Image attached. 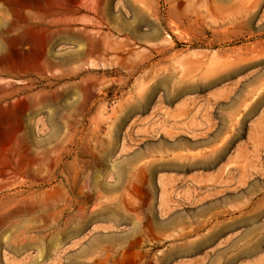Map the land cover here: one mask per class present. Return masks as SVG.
<instances>
[{
    "label": "rangeland",
    "instance_id": "1",
    "mask_svg": "<svg viewBox=\"0 0 264 264\" xmlns=\"http://www.w3.org/2000/svg\"><path fill=\"white\" fill-rule=\"evenodd\" d=\"M169 256L264 264V0H0V264Z\"/></svg>",
    "mask_w": 264,
    "mask_h": 264
},
{
    "label": "crops",
    "instance_id": "2",
    "mask_svg": "<svg viewBox=\"0 0 264 264\" xmlns=\"http://www.w3.org/2000/svg\"><path fill=\"white\" fill-rule=\"evenodd\" d=\"M125 148H126L125 142L122 141V143H120V146L118 147V150L117 151H116V147L115 146L113 147V151H112V154L111 155L115 156L119 152V150L125 149ZM124 151L127 152V154H123V157L125 159L124 161L126 163H128V164L131 163L132 161L139 160V158H141V157H148V156H146V153L144 151H140V150H136L135 152H128L127 150H124ZM91 156L93 158H100V157H103L104 155H103V151H102V149L100 147H97V148H94L93 147L92 148V152H91ZM131 175L132 174L130 172H128V173H125L124 176H123L124 188L125 189H127V188L130 189L131 188V183L130 182L132 180H135V176L136 175L134 176V178ZM123 196L124 197H130V195L129 194H126V192L123 194ZM128 201H129L128 204L124 203V207L125 208L122 209V211L124 212V214L139 213L140 210L137 209V208H133L132 207L133 204L130 202V200H128ZM198 212L199 211H197V214H198ZM125 218H128V217H125ZM172 219L173 218H171L170 222H172ZM181 220H182V217H181ZM165 223L167 224L168 223V220H165ZM195 225H196L197 229H198V227H203V221L202 222L199 221V217H197V219L195 221ZM130 227L134 228L135 226H130ZM124 237H128V236L125 235ZM148 241L149 240H147L146 243ZM125 243L141 244V243H145V242L142 241V240H140V239H137V240H132V241L131 240H127ZM165 256H167V255L165 254ZM169 260H170V263L169 264H171V256H169Z\"/></svg>",
    "mask_w": 264,
    "mask_h": 264
},
{
    "label": "bare ground",
    "instance_id": "3",
    "mask_svg": "<svg viewBox=\"0 0 264 264\" xmlns=\"http://www.w3.org/2000/svg\"><path fill=\"white\" fill-rule=\"evenodd\" d=\"M255 4H256V3H250L248 6H244V9L250 11V10H252V8L255 6ZM93 46H94V45H93ZM94 47H96V46H94ZM92 48H93V47H92ZM97 49H98V47H97ZM193 70L195 71V69H193ZM5 71H6V70H5ZM191 71H192V70H191ZM183 78L186 79V77H183ZM181 80H183V79H181ZM186 80H187V79H186ZM183 81H185V80H183ZM185 82H187V81H185ZM180 83L182 84L183 82H180ZM188 83H189V82H187V83H185V84H188ZM185 84H184V85H185ZM191 84H193V83L191 82ZM178 86H179V85H178ZM181 86H182V85H181ZM185 86H186V85H185ZM193 86H194V85H193ZM178 89H179V90L176 89L177 91L174 90V91H176L177 94H181L182 92L185 93V92H184V91H185L184 86H182L181 88H178ZM191 89H192V88H191ZM171 91H172V90H171ZM174 91H173V92H174ZM186 91H187V90H186ZM250 92H251V91H250ZM188 102H190V101H188ZM193 103H194V102L192 101V103H189V104H190V105H191V104L193 105ZM181 104H182V103H181ZM195 104H196V103H195ZM184 105H185V102H184ZM184 105H181V106H183V107L180 108V109L182 110V112H181L182 115H181V116H183V115L185 114V111H186V109H187V105H188V104L185 105V106H184ZM190 105H189V106H190ZM192 105H191V106H192ZM181 106H180V107H181ZM194 106H195V105H194ZM194 106H193V107H194ZM178 107H179V106H178ZM193 107H192V108H193ZM196 107L198 108V106H196ZM196 107H195V108H196ZM180 109H179V110H180ZM193 110H195V109H193ZM196 110H197V109H196ZM176 111H177V110H176ZM176 111H174V113H175ZM177 112H178V111H177ZM194 112H195V111H194ZM194 112H192L193 114H192V113H191V114L194 115ZM178 113H180V112H178ZM178 113H177V115H179ZM183 113H184V114H183ZM186 113H187V112H186ZM168 114H169V113H168ZM175 114H176V113H175ZM196 114L199 115V113H196ZM172 115H174V114L172 113ZM192 115H191V116H192ZM170 116H171V115H170ZM170 116H168V117H170ZM181 116H180V118H182ZM175 117H176V116H175ZM175 117H173V118H175ZM183 117H185V115H184ZM187 117H188V116H187ZM193 117L195 118L196 115H194ZM193 117H192V118H193ZM198 117H199V116H198ZM173 118H172V119H173ZM178 118H179V117H178ZM192 118H191V119H192ZM166 119H167V118H166ZM166 119H165V121H166ZM170 119H171V118H170ZM175 119H177V117H176ZM195 119H196V118H195ZM195 119H193V121H194ZM184 120H185V119H184ZM51 121L54 122V120H51ZM165 121H164V122H165ZM167 121H168V119H167ZM167 121H166V122H167ZM172 121H173V120H172ZM177 121H178V120H177ZM182 121H183V120H182ZM187 121L189 122L188 119H187ZM196 121H198V124H199V120H198V119L195 120V122H194L195 124H196ZM175 122H176V121L173 122L174 125L176 124ZM183 122H184V121H183ZM54 123H55V122H54ZM181 123H182V122H181ZM181 123H179V126H180ZM184 123H185V122H184ZM192 123H193V122H192ZM177 124H178V122H177ZM177 124H176V125H177ZM186 124H188V123H186ZM189 124H190V123H189ZM184 125H185V124H184ZM172 135H173V133H172ZM111 141H112V140H111ZM177 142H178V141H177ZM179 142H180V141H179ZM110 143H112V142H110ZM180 143H181V142H180ZM180 143H179V144H180ZM173 144H174V143H173ZM175 145H176V144H175ZM177 145H178V144H177ZM177 145H176V146H177ZM182 146H184V145L182 144ZM185 147H186V146H185ZM167 148H168V147H167ZM171 148H173V146H172ZM174 149H175V148H174ZM180 149H181V148H180ZM178 150H179V149H178ZM170 151H171V150H170ZM174 151H175V150H174ZM174 151H173V153H174ZM176 151H177V150H176ZM176 151H175V152H176ZM163 153H165V152H163ZM173 153H172V154H173ZM165 154H166V153H165ZM170 154H171V153H170ZM169 156H170V155H169ZM190 156H191V155H190ZM190 156H189V157H190ZM194 156L196 157L195 154H194ZM197 156H198V155H197ZM179 157H180V156H179ZM184 157H185V156H184ZM162 158H163V157H162ZM171 158H172V157H171ZM171 158H168V161H171V160H169V159H171ZM174 158H175V157H174ZM174 158H173V159H174ZM163 159H164V158H163ZM175 159H177V157H176ZM180 159H182V156L180 157ZM180 159H177V160H178V161H181ZM184 159L186 160V157H185ZM188 159H189V158H188ZM165 160H167V159H165ZM185 160H184V161H185ZM189 160H190V159H189ZM193 160H194V159H193ZM193 160H192V161H193ZM173 161H174V160H173ZM178 161H177V162H178ZM196 161H197V160H196ZM165 162H166V161H165ZM177 162H175V163H177ZM183 163H184V162L181 161L179 164H183ZM190 163H191V162H190ZM177 164H178V163H177ZM175 165H176V164H175ZM177 166H178V165H177ZM179 167H183V168H184L183 165H179ZM13 168H14V167H13ZM4 169H5V168H4ZM8 169H11V168H8ZM114 169H115V168H114ZM116 169H117V167H116ZM179 169H180V168H179ZM115 171H116V170H115ZM116 173H117L118 176H119V174H121V171L117 169V172H116ZM116 173H115V174H116ZM1 174H2V173H1ZM2 176H3V175H2ZM114 176H115V175H114ZM115 178H116V177H115ZM117 179H118V178H117ZM117 186H118V185H117ZM108 188H109V187H108ZM114 188H117V187L114 186ZM112 198H116V196H114V197L112 196ZM112 198H111V199H112ZM111 199H109L111 202L108 200L110 203H112V201H113V199H112V200H111ZM57 200H58V199H57ZM78 204H82V202H80V203H78ZM99 205H100V204H99ZM109 205H111V204H109ZM83 206H84V205H83ZM104 206H105V205H104ZM104 206H103V207H104ZM96 207H97V206H96ZM103 207H102V208H103ZM105 207H106V206H105ZM105 207H104V208H105ZM112 207H113L114 210L117 209V207H115V206H112ZM114 207H115V208H114ZM79 208H80V207H79ZM81 208H82V207H81ZM94 209H95V208H94ZM105 209H106V208H105ZM108 209H109V208H108V206H107V209L105 210V212L108 211ZM111 209H112V208H111ZM59 210H60V209H59ZM114 210H112V211H114ZM81 211H82V209L80 210V213H81ZM93 211H94V210H93ZM98 211L100 212V210H98ZM94 212H96V210H95ZM94 212H93V213H94ZM101 212H102V209H101ZM109 212H110V211H109ZM114 212H115V211H114ZM116 212H118V211H116ZM83 213H84V212H83ZM110 213H111V212H110ZM56 214H57V213H56ZM71 214H72V213H70V215H71ZM101 214H102V213H101ZM75 215H76V214H75ZM78 215H79V214H78ZM78 215H76V218H78V217H77ZM97 215H99V214L97 213ZM102 215H103V216H102ZM102 215H101V216L105 218L104 214H102ZM106 215H107V214H106ZM108 215H109L111 218H112V217H115V214H114V216H113V215L111 216V214L108 213ZM116 215H117V214H116ZM55 216H56V215H55ZM58 216H59V215H58ZM68 216H69V215H68ZM80 216H81V215H79V217H80ZM94 216H95V215H94ZM101 216H100V217H101ZM59 217H60V216H59ZM71 217H72V216H71ZM96 217H97V218H100V217H98V216H96ZM107 217H108V216H107ZM107 217H106L105 219H107ZM110 217H109V219H110ZM121 217H122V216H121ZM121 217H120V218H121ZM66 218H68V217H66ZM82 218H83V217H82ZM85 218H86V216H85ZM104 218H103V219H104ZM115 218H116V217H115ZM118 218H119V217H118ZM100 219H101V218H100ZM116 219H117V218H116ZM78 220H79V219H78ZM94 220H95V218H94ZM113 220H114V219H113ZM119 220H120V219H119ZM119 220H118V221H119ZM170 220H171V219H170ZM56 221H57V220H56ZM58 221H59V219H58ZM65 221H66V220H65ZM86 221H87V220H86ZM98 221H100V220H98ZM108 221H109V220H108ZM111 221H112V220H111ZM116 221H117V220H116ZM172 221H173V220H172ZM70 222H71V221H70ZM84 222H85V219H84ZM84 222H83V223H84ZM59 223H60V221H59ZM74 223H75V222H74ZM80 223H81V222H80ZM83 223L81 224V226L83 225ZM55 224H56V223H55ZM57 224H58V223H57ZM60 224H61V223H60ZM69 224H70V223H69ZM84 224H85V223H84ZM62 225H63V224H62ZM66 225H67V223H66ZM71 225H72V224H71ZM71 225H70V226H71ZM77 225H78V224H77ZM86 225H87V224H86ZM64 226H65V225H64ZM57 227H58V226H57ZM75 227H76V226H75ZM79 227H80V224H79ZM79 227H78V228H79ZM67 229H68V228H67ZM80 229H81V228H80ZM151 229H154V228H151ZM56 230H57V228L55 229V231H56ZM63 232H64V231H63ZM70 233H71V232H70ZM156 233H157V231H156ZM56 234H57V233H56ZM60 234H62V233H60ZM71 234H72V233H71ZM78 234H79V233H78ZM78 234H77V235H78ZM82 234H83V233H82ZM54 235H55V234H54ZM72 235H73V234H72ZM64 236H65V235H64ZM67 236H68V235H67ZM70 236H71V235H70ZM73 236H76V235H73ZM54 237H55V236H54ZM54 237H53V238H54ZM62 237H63V236H61L60 238H62ZM68 237H69V236H68ZM58 239H59V238H58ZM60 240H62V239H60ZM88 245H89V244H88ZM88 245H87V246H88ZM257 245H259V243H258ZM87 246H86V247H87ZM255 246H256V245H255ZM255 246H252V247H254L255 250H254L252 247H251L249 250L251 251V249H253V251H256V248H257L258 246H256V248H255ZM89 249H90V248H89ZM86 250H87V249H86ZM171 251H172V250H171ZM171 251H170V252H171ZM89 252H90V250H89ZM170 252H169V253H170ZM247 252L249 253V251H247ZM247 252H246V253H247ZM83 255H84V254H83ZM76 256H77V255H76ZM85 258H86V257H85ZM74 264H75V262H74Z\"/></svg>",
    "mask_w": 264,
    "mask_h": 264
}]
</instances>
